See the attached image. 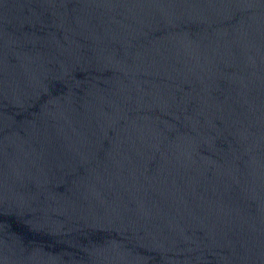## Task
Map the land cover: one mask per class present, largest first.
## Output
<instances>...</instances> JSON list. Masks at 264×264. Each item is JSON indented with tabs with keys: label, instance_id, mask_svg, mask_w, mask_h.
Instances as JSON below:
<instances>
[{
	"label": "water",
	"instance_id": "obj_1",
	"mask_svg": "<svg viewBox=\"0 0 264 264\" xmlns=\"http://www.w3.org/2000/svg\"><path fill=\"white\" fill-rule=\"evenodd\" d=\"M0 264H264V0H0Z\"/></svg>",
	"mask_w": 264,
	"mask_h": 264
}]
</instances>
